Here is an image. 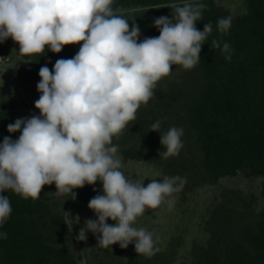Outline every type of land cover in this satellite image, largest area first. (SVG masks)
<instances>
[{
    "label": "clouds",
    "instance_id": "9594fccd",
    "mask_svg": "<svg viewBox=\"0 0 264 264\" xmlns=\"http://www.w3.org/2000/svg\"><path fill=\"white\" fill-rule=\"evenodd\" d=\"M113 4L114 0H0V43L10 37L19 44V56L41 54L46 47L59 53L65 45L83 42L74 58L57 60L51 71L46 65L40 68L41 95L35 102L40 115L8 125L10 133L22 131L17 140L5 137L0 143V226L12 212L9 197L2 195L5 191L35 201L45 185L54 183L58 195L75 200L74 189L100 181L104 194L88 204L98 218L85 220L77 239L86 241L91 231L99 234V247L134 244L138 254L152 256L159 251L153 233L133 225L147 209L158 208L179 192L186 178L164 176L162 182L151 179L146 187L143 181L127 178L113 137L118 140L136 119L137 110L153 98L157 82L170 75L172 65L191 69L200 62L213 26L209 22L203 31L196 28L203 20L204 3H172L163 6L173 9L172 19L154 20L160 35L138 42L139 26L133 23L129 28V20ZM231 22V16L220 18L218 31L227 33ZM211 48L220 49L231 61L234 49L229 43L213 39ZM151 131L161 133L165 150L160 158L179 155L183 128L161 131L157 120ZM168 203L171 207L174 199ZM108 219L116 223L108 224ZM0 238L7 239V233L0 232Z\"/></svg>",
    "mask_w": 264,
    "mask_h": 264
},
{
    "label": "rangeland",
    "instance_id": "374dc122",
    "mask_svg": "<svg viewBox=\"0 0 264 264\" xmlns=\"http://www.w3.org/2000/svg\"><path fill=\"white\" fill-rule=\"evenodd\" d=\"M185 2L193 0H182L181 4ZM216 2L234 17L247 13V0ZM119 9V14L129 20V28L136 21L135 14L143 10ZM82 43L71 47L79 52ZM12 55L9 71L0 69V143L15 133L8 131L9 124L40 115L35 102L41 95L37 90L41 77L33 81L34 77L26 76L20 80L11 72L37 67L39 62L19 56V51ZM171 70L170 75L157 82L153 98L147 105L141 104L136 119L128 123L120 138L113 137L124 165L121 171L127 178L143 181L145 187L151 179L162 182L164 176L186 178L179 192L167 197L158 208L147 209L133 225L152 232L159 251L148 256L138 254L134 244L121 248L119 243L102 248L98 246L99 234L91 231L86 233V241H79L77 236L85 220L98 218L88 204L96 195L104 194L102 183L92 194L86 187L74 189L75 200L70 195H58L55 185H45L36 203L31 199L22 206L25 231L17 237L7 233L10 241L18 243L17 249L10 250L14 261L6 256L1 243L5 239L0 238V264H236L228 262L227 256L240 243L251 253L247 264H264L248 231L250 226L259 233L264 226V178L249 177L243 171L211 177L204 167H199L203 151L190 131L187 105L201 96L207 81L200 62L191 69L172 65ZM157 120L161 131L183 128V148L178 156L160 158L159 153L165 150L160 143L161 133L151 131ZM182 163H186L184 167ZM171 199L174 204L170 207ZM107 223L116 222L108 219ZM3 227L0 232H6Z\"/></svg>",
    "mask_w": 264,
    "mask_h": 264
},
{
    "label": "trees",
    "instance_id": "16d2710c",
    "mask_svg": "<svg viewBox=\"0 0 264 264\" xmlns=\"http://www.w3.org/2000/svg\"><path fill=\"white\" fill-rule=\"evenodd\" d=\"M181 2L182 0H114L113 8H143L135 14L137 18L134 22L140 29L139 40L143 41L160 35V31L154 26L156 18L167 16L172 19L173 9L163 6L172 3L183 5ZM196 2L207 5L202 13L203 20L196 22V28L203 31L204 25L209 22L213 26L200 53V64L207 85L201 96L187 105L190 131L203 151L202 158L198 157L201 160L199 167H204L211 177L238 175L243 171L249 177L264 178V0H247V13L237 17L219 6L216 0ZM228 16L232 17L231 27L227 33L221 34L217 29V22ZM213 39L227 42L234 49L230 62L224 59L220 49L211 48ZM13 50L19 51V44L14 41L5 48L10 59L13 57ZM76 54L78 52L71 45H65L59 53H53L46 47L44 53L25 56L33 62H39L37 67L11 69V72L20 80V77L31 76L34 81L38 79L42 66L46 65L51 71L57 60L71 59ZM20 135L21 133L15 132L11 139L15 141ZM185 164L182 163V166ZM84 187L92 194L93 189L100 188V181ZM2 195L9 197L14 210L3 224V230L17 237L25 231L22 206L31 201V198L24 199L10 190ZM248 227L251 243L258 247L257 255L264 260V226L259 228V233H254L253 228ZM10 240L7 237L1 243L6 256L14 261L10 250L17 249L18 243ZM238 246L236 250L230 251L228 262L249 263L251 253L243 248L242 243Z\"/></svg>",
    "mask_w": 264,
    "mask_h": 264
},
{
    "label": "built area",
    "instance_id": "2783aa9c",
    "mask_svg": "<svg viewBox=\"0 0 264 264\" xmlns=\"http://www.w3.org/2000/svg\"><path fill=\"white\" fill-rule=\"evenodd\" d=\"M10 42H13V40L9 37L6 41L0 43V69L6 71H9L11 59L10 56L6 55L5 48Z\"/></svg>",
    "mask_w": 264,
    "mask_h": 264
}]
</instances>
